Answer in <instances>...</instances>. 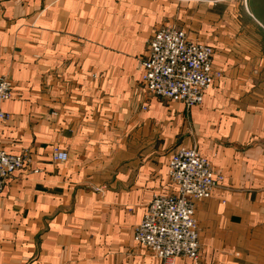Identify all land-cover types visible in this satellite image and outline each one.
I'll list each match as a JSON object with an SVG mask.
<instances>
[{"label": "crops", "instance_id": "1", "mask_svg": "<svg viewBox=\"0 0 264 264\" xmlns=\"http://www.w3.org/2000/svg\"><path fill=\"white\" fill-rule=\"evenodd\" d=\"M241 6L0 0V76L13 86L0 147L28 159L0 193V264H161L135 229L154 194L176 193L182 146L224 177L195 203L201 264H264V27ZM168 25L214 49L222 77L200 106L143 84L148 43Z\"/></svg>", "mask_w": 264, "mask_h": 264}, {"label": "built area", "instance_id": "2", "mask_svg": "<svg viewBox=\"0 0 264 264\" xmlns=\"http://www.w3.org/2000/svg\"><path fill=\"white\" fill-rule=\"evenodd\" d=\"M214 49L190 41L187 34L172 25L158 30L148 43L141 61L143 84L152 97L200 106L209 89L222 77L213 65ZM13 94L12 82L0 76V122L10 119L3 104ZM55 162H66L67 152L54 148ZM25 155H13L0 147V193L5 182L24 168ZM168 176L176 193H156L148 204L134 241L150 250L161 264L187 259L201 264V242L195 217V203L209 199L224 180L210 161L195 148L178 147L173 153Z\"/></svg>", "mask_w": 264, "mask_h": 264}, {"label": "rangeland", "instance_id": "3", "mask_svg": "<svg viewBox=\"0 0 264 264\" xmlns=\"http://www.w3.org/2000/svg\"><path fill=\"white\" fill-rule=\"evenodd\" d=\"M250 0H241V9L244 10V12L247 15V19H256L261 22V24L264 27V0H252L251 4L249 5ZM249 7V11H248ZM249 12V14H247ZM252 16V17H251ZM256 21V22H257ZM250 22H254L253 20H250ZM255 23V22H254Z\"/></svg>", "mask_w": 264, "mask_h": 264}]
</instances>
